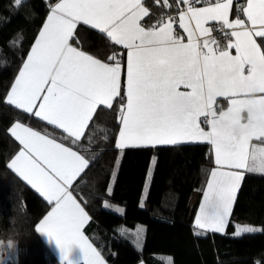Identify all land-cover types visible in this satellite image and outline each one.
<instances>
[{
    "label": "snow or ice",
    "instance_id": "obj_1",
    "mask_svg": "<svg viewBox=\"0 0 264 264\" xmlns=\"http://www.w3.org/2000/svg\"><path fill=\"white\" fill-rule=\"evenodd\" d=\"M182 2L188 7L180 13L179 24L188 34L187 43L175 34L172 17L143 27L140 21L149 13L142 0H59L7 101L62 129L74 142L79 140L97 106L111 108L121 95L122 66L116 57H110L113 64L102 63L71 43L78 23L99 29L128 50L117 147L183 139L210 142L218 169L211 173L196 223L223 232L242 173L219 169L264 172V147L251 143L264 142V47L255 39L264 40V0H247L242 9L251 27L239 18L229 19L233 0L203 8ZM14 3L20 6L22 0ZM210 21L231 30L226 47L208 39L205 25ZM217 97L229 99L226 111L214 108ZM200 117L210 131L200 127ZM11 134L22 149L9 167L53 205L37 231L55 242L63 264H76L70 256L74 245L82 253V264H105L82 232L90 218L72 192L90 161L20 123ZM254 231L245 227L237 235Z\"/></svg>",
    "mask_w": 264,
    "mask_h": 264
},
{
    "label": "trees",
    "instance_id": "obj_2",
    "mask_svg": "<svg viewBox=\"0 0 264 264\" xmlns=\"http://www.w3.org/2000/svg\"><path fill=\"white\" fill-rule=\"evenodd\" d=\"M54 1L22 0L16 6L14 0H0V256H6L1 264H63L37 231L51 204L9 167L21 148L10 131L17 120L72 145L90 161L72 190L89 211L88 232L110 264H136L142 259L148 264H264V172H245L225 231L199 232L189 213L192 192L204 187L209 170L204 169L203 144L118 148L124 86L111 108H96L75 142L62 129L8 103L7 93ZM145 3L149 14L143 22L148 27L175 17L185 4L182 0ZM226 33L216 39H226ZM258 40L264 47V40ZM71 41L103 60L118 53L123 57L120 45L83 23ZM114 203L122 205L123 212ZM141 223L145 235L139 247L120 227ZM239 223L256 227L259 235L247 241L243 234L237 235Z\"/></svg>",
    "mask_w": 264,
    "mask_h": 264
},
{
    "label": "crops",
    "instance_id": "obj_3",
    "mask_svg": "<svg viewBox=\"0 0 264 264\" xmlns=\"http://www.w3.org/2000/svg\"><path fill=\"white\" fill-rule=\"evenodd\" d=\"M59 0H55L54 2L51 3L50 5V10L46 16V19L44 21V23L46 22L47 20V17L48 15L50 14V11H51V7L55 4V3H58ZM217 2V0H212L210 2H200V0H190V3L193 7H196V8H203V7H207L211 4H215ZM222 2V0H221ZM142 4L143 6L148 9V13H149V8L148 6L146 5L145 3V0H142ZM247 6V0H244V7ZM188 5L187 4H184V7L178 12V14L175 16V17H172L175 21L173 27H174V30H175V34L177 36H180V37H183V40H184V43H187L188 42V34L180 27V24H179V16H180V13L183 12V11H186ZM146 17V16H145ZM144 18V17H143ZM143 18L142 20L140 21L141 25L143 27H145L146 29L148 28H151V27H148L144 24L143 22ZM169 18V17H168ZM168 18H166L165 20H167ZM241 19V20H244L245 23L251 27L250 25V22L247 21V18L246 16L244 15V13H242V15H237L236 13V9H235V5H234V1L232 3V9L230 11V16H229V19L230 20H235V19ZM43 23V25H44ZM82 23V22H81ZM213 23H215V21H210L208 22L205 26L208 27L210 29V35L208 37L209 40H215L216 43L221 47V48H224L227 46V44L229 43V37L227 36L226 39L224 40H221V41H218L216 39V35L213 34ZM79 24V23H78ZM77 24V26H78ZM43 25L41 27V29L39 30V32L42 30L43 28ZM76 26V27H77ZM91 26V25H89ZM92 27V26H91ZM76 30V29H75ZM99 30V29H98ZM231 30L228 29V32H230ZM39 32L35 38V40L38 38L39 36ZM75 32V31H74ZM226 37V36H223V38ZM201 40L205 39V37H201L200 38ZM257 40V43L260 44L259 40H258V37L255 38ZM35 40L33 42V44L31 45V47L34 45L35 43ZM72 46L73 47H76L78 50L80 51H83L85 54L87 55H90L92 56L93 58L95 59H98L100 60L102 63H108V64H113L115 63V61L113 60H103V59H100L99 57L95 56L94 54L90 53L89 51L77 46L76 44H74L72 41ZM31 47L23 61V63L26 61L27 59V56L29 55L30 53V50H31ZM120 47H122V49H124V52H123V57L120 53L116 54L115 57L116 59L120 62L121 66H122V74H121V88L122 86H124V89H126V80H127V59H128V50L125 49L123 46L120 45ZM231 54L232 55H235V49H232L231 50ZM23 63L18 71V73L16 74V77L14 79V82L20 72V70L22 69L23 67ZM13 82V84H14ZM12 84V86H13ZM12 86L10 87L8 93H7V97L8 95L10 94L11 92V88ZM186 89H184L183 87H181V91H185ZM126 97V96H125ZM116 99V98H115ZM114 99V100H115ZM113 100V102H114ZM217 101H220L221 102V106L220 107H217L215 105V103ZM112 102V103H113ZM125 103H126V98H125ZM215 103H214V108L216 109L217 112L221 111V110H224L226 111L227 108L229 107V99L226 98V97H217L216 100H215ZM99 106V105H98ZM97 106V107H98ZM40 118V117H39ZM16 123H20L26 127H29L31 128L32 130L34 131H37L39 133H41L42 135H46L48 136L50 139H55L56 142L58 143H61L63 144L65 147H69L71 150L73 151H76L78 154L84 156V154L82 152H80L77 148L73 147L72 145H69L57 138H55L54 136L50 135V134H47V133H44L34 127H32L31 125L23 122V121H20V120H17V121H14L10 127V131L11 129L14 127V125ZM121 127L120 126V129H119V132H118V138H117V143L119 141V133H120V130H121ZM200 127L205 131V132H208L210 131V126L207 124V122L205 121V118L204 117H200ZM86 129V128H85ZM85 132V130H84ZM84 132L82 133V135L84 134ZM181 142H201L203 144V162H204V169H206L207 167L209 168L208 170V173H207V177H206V182H205V185L202 189L200 188H196L193 192H192V195L190 197V213H189V220L192 221L197 227H198V231L199 232H205V231H209L211 229H207V228H201L197 225L196 221H197V217L200 215V209H201V206L202 204L204 203V193L205 191H207V184H208V181L209 179H211V173L213 170H217L218 169V166L216 165L215 163V149H214V146L208 142L207 140H204V139H199V140H196V139H193V140H187V139H183V140H179L177 143H181ZM252 144H255L257 145L258 147H264V142L262 141H257V140H253L251 142ZM129 146H136V145H129ZM127 147V146H126ZM22 149V146L20 148V150L12 157V159L21 151ZM85 157V156H84ZM11 159V160H12ZM85 159H87L85 157ZM11 160L9 161V164L11 162ZM153 166H154V160L152 161V164H151V168H150V172H149V176H148V181H147V185H146V190H145V193H144V197L146 196L147 194V190H148V187H149V183H150V178H151V174H152V171H153ZM219 170H232V171H240L242 173V177L239 181V186H238V189L236 191V195H235V199L233 201V204H232V209H233V206H234V203H235V200H236V197H237V193L239 191V188H240V185L242 183V180H243V177H244V174L246 171V169H239V170H236V169H228V168H223V169H219ZM258 172H261L259 170H257ZM22 178V177H21ZM23 179V178H22ZM26 181V180H25ZM27 182V181H26ZM36 190V189H35ZM37 191V190H36ZM38 192V191H37ZM73 192V196L77 199V201L81 204V206L85 209V211L87 212L88 216H89V220L87 223L84 224V226L82 227V232L83 234L88 238L89 242L93 245V247L100 253L101 255V258L104 260L105 264H110L106 258L103 256L102 252L100 251V249L98 248V246L94 243L91 235L89 234L88 232V225L89 223L91 222V215L89 213V211L87 210V208L84 206L83 202L80 200V198L76 195V193L72 190ZM39 194H41L40 192H38ZM42 195V194H41ZM43 196V195H42ZM44 197V196H43ZM45 198V197H44ZM115 206L116 209H118L120 212H123V206L122 205H118V204H113V207ZM53 205L51 204L49 210L44 214V216L38 221L37 223V228H38V225L40 224V222L48 215V213L51 211ZM232 209H231V212H232ZM230 216H231V213L228 217V220H227V223L225 225V228L223 231H225L227 229V225H228V222H229V219H230ZM245 227H251V228H255L257 229L256 227L254 226H251V225H246L244 223H239L237 224L236 226V232L241 229V228H245ZM120 231L128 236L137 246L139 247H142L143 245V240H144V235H145V226L141 223V224H138L137 226L135 227H127V226H121L120 227ZM39 233V232H38ZM40 234V233H39ZM241 234H243L247 241H251L253 240L255 237H257L259 235V230L257 229V231H254V232H242ZM40 236L42 237V239L44 240V242L46 243V245L50 248V250H52L54 252V254L57 256V258L60 260V262H62V258H61V253H60V250L58 249V247L56 246L55 242L54 241H50L45 235H42L40 234ZM71 259L76 262V264H82V253L79 249V247L77 245H74L73 248H72V251H71ZM169 259V256L167 257ZM63 263V262H62ZM136 264H148L145 260H140L138 263Z\"/></svg>",
    "mask_w": 264,
    "mask_h": 264
},
{
    "label": "built area",
    "instance_id": "obj_4",
    "mask_svg": "<svg viewBox=\"0 0 264 264\" xmlns=\"http://www.w3.org/2000/svg\"><path fill=\"white\" fill-rule=\"evenodd\" d=\"M206 1L210 2L212 0H206ZM233 1H234V5H235V9H236L237 15H239V16L242 15V13H243L242 9L244 8V0H233ZM212 27H213V34L216 35V36L219 35L220 33L226 32L228 30L226 28H223L222 24L220 22L213 23ZM215 105L217 107H220L221 106V102L217 101L215 103Z\"/></svg>",
    "mask_w": 264,
    "mask_h": 264
},
{
    "label": "rangeland",
    "instance_id": "obj_5",
    "mask_svg": "<svg viewBox=\"0 0 264 264\" xmlns=\"http://www.w3.org/2000/svg\"><path fill=\"white\" fill-rule=\"evenodd\" d=\"M106 205L109 206L108 203H107ZM246 225L249 226L250 224H246ZM5 259H6V256L1 255V256H0V260H1L0 264H1V263L3 262V260H5Z\"/></svg>",
    "mask_w": 264,
    "mask_h": 264
}]
</instances>
